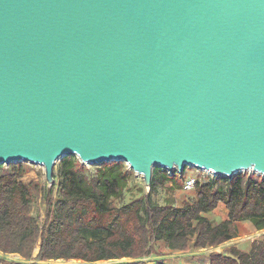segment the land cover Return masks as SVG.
<instances>
[{"label":"water","instance_id":"1","mask_svg":"<svg viewBox=\"0 0 264 264\" xmlns=\"http://www.w3.org/2000/svg\"><path fill=\"white\" fill-rule=\"evenodd\" d=\"M70 154L264 177V0H0V165Z\"/></svg>","mask_w":264,"mask_h":264},{"label":"trees","instance_id":"2","mask_svg":"<svg viewBox=\"0 0 264 264\" xmlns=\"http://www.w3.org/2000/svg\"><path fill=\"white\" fill-rule=\"evenodd\" d=\"M58 165V198L53 203L51 190L46 189L42 224L31 210L37 188L23 180L28 172L25 165H0V264H56L49 263L52 260L146 264L141 259L154 254L155 242L179 252L218 248L238 235V222L264 223L263 176L237 173L232 178L196 181L195 199L178 207L153 200L179 175L177 170L169 173L155 167L150 194L119 207L115 201L123 197L129 180L123 168L101 170L90 181L75 155L64 156ZM220 204H225L228 217L215 223L206 215ZM123 218L129 221L124 230ZM251 246L250 251L236 247L212 251L208 262L264 264V234ZM8 254L19 255L22 261L7 258Z\"/></svg>","mask_w":264,"mask_h":264},{"label":"rangeland","instance_id":"3","mask_svg":"<svg viewBox=\"0 0 264 264\" xmlns=\"http://www.w3.org/2000/svg\"><path fill=\"white\" fill-rule=\"evenodd\" d=\"M77 159L79 157L76 156ZM61 159L57 160L54 164V178L55 182L53 184H49L46 180V174L44 167L31 162H23L20 161L25 165L28 172L23 177V180L27 183L32 184L33 187L36 186L37 190L33 192V205L32 211L35 218H37L40 224L43 223L46 216V189L51 190L52 200L53 203L58 198V184L59 178L57 174L58 164ZM20 162L11 163V164H19ZM80 164L83 166L82 172L86 174L90 181L93 180V177L99 175L101 170L108 169H117L118 167L123 168L129 174V180L123 190L124 194L122 198H119L115 201V204L119 207L123 205L129 204L132 201L136 200L137 198H144L148 194H150V188L145 185L144 178L137 172H134L130 165L125 161H116L111 160L101 164H88L84 163L79 159ZM10 164H5V167L9 168ZM158 167V166H154ZM116 171V170H114ZM170 173V172H169ZM179 173V172H178ZM238 173H242L249 176H262L260 173L255 172L253 169L249 170H241ZM219 175H216L211 170L200 169L196 166H187V170H183L177 176L176 181H169L166 183V186L160 189L159 194L153 196V200L160 204L164 205L167 201L171 202L174 206H181L184 201H191L195 199V190L188 188V181L189 180H196L200 182H207L209 178H216ZM235 176V175H234ZM35 188V189H36ZM208 218H211L213 222L218 223L227 217V208L225 204L223 206L217 207L216 210L210 212V214L206 215ZM121 223V229L128 228L129 221L127 218H123ZM238 227V235L226 242L224 245L218 248H211V249H201L197 251L191 252H179L173 251L171 249H167L163 242H155L154 243V254L144 257L141 260H144L146 264H155L157 262H162L163 264H209L208 256L212 251H224L226 248L236 247L239 250L250 251L252 248V243L255 239L260 238L264 234V223L261 221L251 223L249 220L240 221L237 223ZM88 237L93 238L92 234L88 233ZM38 246L36 251L34 252V256L37 255ZM0 255L1 254L0 252ZM7 258H12L15 260H21L22 258L16 254H8ZM128 261H135L131 259H125ZM49 263H56V264H83V260H70V261H63V260H56L51 261ZM108 262L105 261H97L94 264H106Z\"/></svg>","mask_w":264,"mask_h":264},{"label":"built area","instance_id":"4","mask_svg":"<svg viewBox=\"0 0 264 264\" xmlns=\"http://www.w3.org/2000/svg\"><path fill=\"white\" fill-rule=\"evenodd\" d=\"M168 171H169V170H168ZM206 171H207V170H206ZM169 172H171V171H169ZM195 184H196V180H189V181H188V188H189V189H194Z\"/></svg>","mask_w":264,"mask_h":264},{"label":"crops","instance_id":"5","mask_svg":"<svg viewBox=\"0 0 264 264\" xmlns=\"http://www.w3.org/2000/svg\"><path fill=\"white\" fill-rule=\"evenodd\" d=\"M224 204H220L219 206H218V208L220 207V206H223ZM217 209V208H216ZM215 209V210H216ZM227 217H228V209H227ZM227 217L225 218V219H227Z\"/></svg>","mask_w":264,"mask_h":264}]
</instances>
